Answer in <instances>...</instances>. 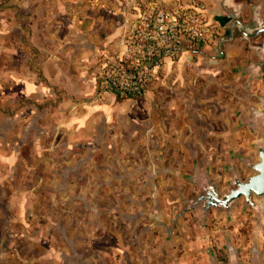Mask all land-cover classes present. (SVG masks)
Segmentation results:
<instances>
[{"label": "rangeland", "instance_id": "obj_1", "mask_svg": "<svg viewBox=\"0 0 264 264\" xmlns=\"http://www.w3.org/2000/svg\"><path fill=\"white\" fill-rule=\"evenodd\" d=\"M253 58L239 40L223 58L213 49L189 51L160 68L141 97L103 98L99 106L90 99L74 109L60 93L37 92L36 124L19 140L0 127V153L17 156L0 177L7 185L0 187V244L35 247L13 255L83 264H210L211 255L226 263L230 245L250 264L249 248L264 246V226L242 199L229 214L210 209L200 218L184 209L206 179L222 194L233 173L252 175L244 161L256 160L264 125L240 118L251 119L249 107L264 112L257 103L264 75L242 72ZM4 65L0 82L9 83Z\"/></svg>", "mask_w": 264, "mask_h": 264}, {"label": "crops", "instance_id": "obj_2", "mask_svg": "<svg viewBox=\"0 0 264 264\" xmlns=\"http://www.w3.org/2000/svg\"><path fill=\"white\" fill-rule=\"evenodd\" d=\"M201 1L211 17L215 0ZM131 2L1 0L0 60L5 64L1 74L11 78L9 83L0 82V127L8 125L11 128L5 129V133L12 130L13 139L19 140L30 124H36L37 92L46 94L44 91L49 90L50 95L60 93L70 98L74 109L80 108L90 99V105L99 106L103 98L110 101L116 98L113 94H105L94 99L95 74L106 57L122 50L123 34L132 18ZM237 4L243 7V3ZM252 4L264 17L263 0ZM207 49L214 50V45L203 51ZM1 140L3 143L5 138ZM16 157L15 153H0V177L13 171ZM5 184L0 179V187H7ZM166 232V236H169V231ZM28 247L0 244V264H83L79 260H42L47 255L40 253L29 257L12 254L21 253L26 248L35 249L33 246ZM44 249L45 254H50L46 247ZM124 262L131 264L130 260Z\"/></svg>", "mask_w": 264, "mask_h": 264}, {"label": "built area", "instance_id": "obj_3", "mask_svg": "<svg viewBox=\"0 0 264 264\" xmlns=\"http://www.w3.org/2000/svg\"><path fill=\"white\" fill-rule=\"evenodd\" d=\"M130 6L122 50L96 71L97 95L142 96L167 62L215 44L217 28L201 0H132Z\"/></svg>", "mask_w": 264, "mask_h": 264}, {"label": "water", "instance_id": "obj_4", "mask_svg": "<svg viewBox=\"0 0 264 264\" xmlns=\"http://www.w3.org/2000/svg\"><path fill=\"white\" fill-rule=\"evenodd\" d=\"M234 25L237 27L239 32L243 35L245 40H250L255 37L259 32L247 34L243 30V25L240 23L238 18H234ZM233 26L231 31H233ZM264 33V31H263ZM220 43L216 44V52L220 54ZM264 48V40L263 45ZM222 57V54H220ZM251 70L250 77H254L260 72H264V62L260 57L257 63H252L249 66ZM264 108V103L262 104ZM264 125V123H263ZM255 161H244V166L252 172V175L241 180L235 173L232 175V188L226 192L219 194L214 184L209 183L208 179L206 182L200 184L199 188L201 193L194 199L188 202V207L184 211H199V217L204 218L210 209L216 211H225L229 214L235 202L239 199L243 200L246 207L251 208L255 212V218L257 223H262L264 226V218H261V213H264V145L256 144L255 146ZM252 197L257 198L259 203L252 201ZM251 258L249 259L250 264H264L259 257L258 250L253 248L251 251ZM224 264H242L237 258V254L233 251L228 255V260Z\"/></svg>", "mask_w": 264, "mask_h": 264}, {"label": "flooded vegetation", "instance_id": "obj_5", "mask_svg": "<svg viewBox=\"0 0 264 264\" xmlns=\"http://www.w3.org/2000/svg\"><path fill=\"white\" fill-rule=\"evenodd\" d=\"M213 10H211L210 19L213 22V24L216 26V28L220 31V34L215 39V44H214L215 57L221 58L220 54L224 53L225 48L233 45L238 40L245 42L246 46L251 48L254 58L253 61H250L245 65L244 68H242V72L247 73L248 76L250 77L251 70L249 69V66L252 63H257L260 57L264 62V48L262 47L264 40V33H263L264 17L260 15L258 9H256V6H254L253 4H251V6L249 7H245V4L243 3V7H242L240 6V4H237L234 0H215V5H213ZM234 18H238L240 23L243 25V30L247 34H251L254 32H259V33L256 34L255 37L251 38L250 40H245L241 32H239L237 27L234 25V21H233ZM232 26L234 28L233 31H231ZM218 42H221L220 54L215 51L216 50L215 47ZM251 42H253L252 45ZM260 75H264V72H260L257 75H254V77ZM257 103H259L260 106H262V104L264 103V99L262 100L257 99ZM248 109L251 113L252 120L242 115L240 118L241 122L243 124L247 122V125L250 126L251 128H256V127L259 128L260 127L259 124L264 123V112H261L259 109L256 110L255 108H251V107H249ZM254 131H256V129ZM261 135L264 139V129L261 130ZM196 178L201 179L202 176L197 174ZM256 225H259V223L256 222ZM255 247L256 246H251L248 250V254H250V258L252 255L251 251ZM256 249L258 250L260 259L264 263V246L262 248L256 247ZM233 251H235L237 254L236 249L234 250L232 246L230 245L226 246L225 254L227 260L229 253ZM209 260H210V264H224L222 261L214 259L212 255L209 257Z\"/></svg>", "mask_w": 264, "mask_h": 264}, {"label": "trees", "instance_id": "obj_6", "mask_svg": "<svg viewBox=\"0 0 264 264\" xmlns=\"http://www.w3.org/2000/svg\"><path fill=\"white\" fill-rule=\"evenodd\" d=\"M194 53H198V52H194ZM115 97H117V98H119V99H122V98H124L123 96H120L119 94H115ZM139 97H141V96H135L134 98H139Z\"/></svg>", "mask_w": 264, "mask_h": 264}]
</instances>
